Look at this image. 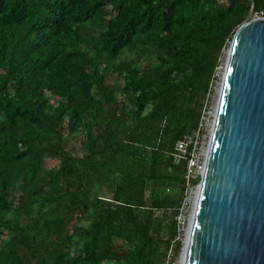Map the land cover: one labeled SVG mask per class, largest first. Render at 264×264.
<instances>
[{"label": "trees", "instance_id": "obj_1", "mask_svg": "<svg viewBox=\"0 0 264 264\" xmlns=\"http://www.w3.org/2000/svg\"><path fill=\"white\" fill-rule=\"evenodd\" d=\"M262 16L264 0H0V264H164L175 144Z\"/></svg>", "mask_w": 264, "mask_h": 264}, {"label": "water", "instance_id": "obj_2", "mask_svg": "<svg viewBox=\"0 0 264 264\" xmlns=\"http://www.w3.org/2000/svg\"><path fill=\"white\" fill-rule=\"evenodd\" d=\"M224 57L178 264H264V17L245 21Z\"/></svg>", "mask_w": 264, "mask_h": 264}, {"label": "built area", "instance_id": "obj_3", "mask_svg": "<svg viewBox=\"0 0 264 264\" xmlns=\"http://www.w3.org/2000/svg\"><path fill=\"white\" fill-rule=\"evenodd\" d=\"M218 72L219 71L217 70V77ZM212 87L213 84H211V88ZM209 97L210 94L208 95V98ZM209 114L210 111L208 104H205L201 110V116L195 129L190 134L177 141L175 144V158L185 159V157H187V164L184 173L183 196L180 207L177 211V215L175 217L177 237L172 241L167 250L164 264H176L177 261L174 259L176 242L180 241L183 243V241L185 240L189 219L192 214L197 194V180H199L202 176L206 149L209 142L210 129L212 124V120L210 119Z\"/></svg>", "mask_w": 264, "mask_h": 264}, {"label": "rangeland", "instance_id": "obj_4", "mask_svg": "<svg viewBox=\"0 0 264 264\" xmlns=\"http://www.w3.org/2000/svg\"><path fill=\"white\" fill-rule=\"evenodd\" d=\"M224 60H225V57H223L222 62L218 68V71H219L218 72V80L213 83V87L211 88V93H210V97H209L208 107H209V111H210L209 117L211 120L213 119V110H214V105H215V101L217 98L218 88L220 85V78H221V75L223 72ZM46 165H47V167L51 168L54 166V163L52 161L48 160L46 162ZM176 264H178V259H177Z\"/></svg>", "mask_w": 264, "mask_h": 264}, {"label": "bare ground", "instance_id": "obj_5", "mask_svg": "<svg viewBox=\"0 0 264 264\" xmlns=\"http://www.w3.org/2000/svg\"><path fill=\"white\" fill-rule=\"evenodd\" d=\"M181 264H182V262H181Z\"/></svg>", "mask_w": 264, "mask_h": 264}]
</instances>
